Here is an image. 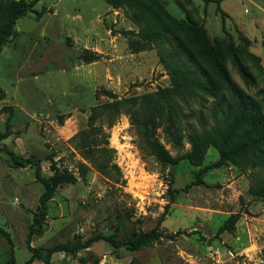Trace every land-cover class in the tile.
I'll list each match as a JSON object with an SVG mask.
<instances>
[{
	"label": "rangeland",
	"instance_id": "obj_1",
	"mask_svg": "<svg viewBox=\"0 0 264 264\" xmlns=\"http://www.w3.org/2000/svg\"><path fill=\"white\" fill-rule=\"evenodd\" d=\"M230 1L241 29L225 22L220 0H148L158 16L169 19L168 31L149 14L142 12L139 18L132 0L116 6L106 0H39L33 11L18 18V33L0 53V87L5 91L0 131L13 113L11 133L0 146L38 157L44 176L53 174L52 156L61 171L75 178L57 187L42 231L29 237L44 187L33 166H16L0 150V227L11 239L0 236V264L7 263L12 249L15 264H22L32 254L30 247L48 258L32 264H264V197L250 192L264 179V167L218 164L220 153L213 144L201 153L198 165L187 157L193 149L190 130L200 129L198 116L211 125L213 98L207 96L205 106L192 99L183 104V121L177 123L180 141L165 125L153 129L172 156L182 157L174 164L161 162L143 147L129 114L122 113L112 124L103 121L115 149L111 161L120 167L124 182L102 174L71 141L87 127L93 106L171 85V68L179 63L172 55L175 37L188 42V29L178 19L198 21L210 39L228 34L258 55V64L246 61L255 84L247 83L232 63L228 68L242 88L261 100L264 29L261 16L255 15L257 28L247 22L258 14L257 1L264 0ZM255 36L256 43L250 38ZM95 54L96 60L86 59ZM182 59L190 57L183 54ZM151 230L156 239L131 248V239ZM91 238L95 240L86 244ZM63 244L75 249H59ZM49 249L57 250L48 256Z\"/></svg>",
	"mask_w": 264,
	"mask_h": 264
},
{
	"label": "trees",
	"instance_id": "obj_2",
	"mask_svg": "<svg viewBox=\"0 0 264 264\" xmlns=\"http://www.w3.org/2000/svg\"><path fill=\"white\" fill-rule=\"evenodd\" d=\"M130 1L106 0L108 4L114 6L120 2L130 4ZM147 1L132 0L130 5H136L139 18H141L140 14H149L159 26H164L168 31L169 28L166 25L169 19L158 16L154 2L150 4ZM37 2L39 0H0V53L4 45L12 41L18 33L16 30L18 18L33 11ZM176 23L187 27L188 42L178 35L175 37L176 46L172 50V55L178 57L179 63L177 64L176 61L171 68V85L140 96L116 97L109 102L93 106L87 127L71 138L77 148L82 150L83 156L109 179L124 182V179H121L120 167L111 161L115 149L109 145L108 133L104 130L103 121L107 120L109 124H112L122 113L129 114L132 123L139 129L144 143L143 147L155 154L161 162L174 164L182 157L172 156L154 138L153 129L165 125L168 134L180 141L178 135L180 129L177 123L183 121L185 114L183 104H189L192 99L205 106L207 96L213 98L209 111L211 125L206 122L204 115L198 116L200 129L192 128L189 133L193 146L187 155L189 160L198 165L201 153L208 145L213 144L220 153L218 164L232 162L238 166L247 163L264 167V97L260 100L248 93L236 82L228 68V63H232L247 83L255 84V76L246 61L251 59L258 64L260 57L250 51L246 45L237 43L228 34L210 39L206 29L194 19H190L189 23L178 19ZM183 54L188 55L190 59H182ZM97 58L98 54H95L86 59L92 61ZM258 67L263 71L261 65ZM4 94L5 91L0 87V99L4 97ZM2 109L11 111L12 107L3 106ZM12 116L13 113L10 112L6 130L0 131V141L11 133ZM0 150L9 153L11 162L16 166H33L36 178L44 187L33 225L29 230V237H31L42 231L43 220L49 211V200L53 197L57 187L62 183L74 181L75 177L69 171H61L52 156L50 159L53 174L44 176L41 160L38 157L34 155L24 157L8 148L3 149L1 146ZM259 184L258 187L251 186L250 192L264 197V179ZM0 236H5L11 241L9 233L2 227H0ZM101 236L117 243L111 234ZM156 238V231L151 230L140 233L131 239L129 244L131 248L139 249ZM93 240L95 239H88L86 244ZM59 249L71 251L75 248L63 244ZM30 250L32 251L31 256L22 264H32L36 258L47 262L48 258L44 257L39 248L30 247ZM55 250L57 249H49L48 256ZM15 263L16 259L12 249L6 264Z\"/></svg>",
	"mask_w": 264,
	"mask_h": 264
},
{
	"label": "crops",
	"instance_id": "obj_3",
	"mask_svg": "<svg viewBox=\"0 0 264 264\" xmlns=\"http://www.w3.org/2000/svg\"><path fill=\"white\" fill-rule=\"evenodd\" d=\"M255 1H257V0H255ZM220 4H221V7H222V9L227 13V16L225 17V22H227V21H231V22H233L234 24H235V27L236 28H239V29H241V27L239 26H237L236 25V23H235V20L237 19L236 17H235V10H234V4H233V2L232 1H230V0H220ZM257 6H258V8H259V11H258V14H257V12L256 13H254V14H252L251 16H250V20H248V25L247 26H249V27H251V28H257V25H256V16L257 17H259V16H261V24H262V27H263V29H264V4H261L260 2H258L257 1ZM256 15V16H255ZM238 20V19H237ZM263 33V32H262ZM249 36V35H248ZM256 37L257 36H255V37H250V38H253L254 40H253V42L255 41V43H256ZM261 40V39H260ZM261 42V41H260ZM261 46H262V50H261V52L259 53V55L261 56V58H262V62H263V64H264V45L261 43ZM84 47H86V48H95V46H93V45H87V44H84Z\"/></svg>",
	"mask_w": 264,
	"mask_h": 264
}]
</instances>
